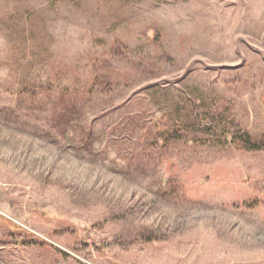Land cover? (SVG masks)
<instances>
[{"label":"rangeland","instance_id":"374dc122","mask_svg":"<svg viewBox=\"0 0 264 264\" xmlns=\"http://www.w3.org/2000/svg\"><path fill=\"white\" fill-rule=\"evenodd\" d=\"M264 0H0V264H264Z\"/></svg>","mask_w":264,"mask_h":264},{"label":"trees","instance_id":"16d2710c","mask_svg":"<svg viewBox=\"0 0 264 264\" xmlns=\"http://www.w3.org/2000/svg\"><path fill=\"white\" fill-rule=\"evenodd\" d=\"M239 141L246 149L264 150V138L255 139L249 133H245L244 135H240Z\"/></svg>","mask_w":264,"mask_h":264}]
</instances>
